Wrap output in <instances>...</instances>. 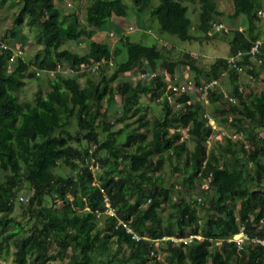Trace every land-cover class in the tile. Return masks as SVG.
Segmentation results:
<instances>
[{
	"label": "trees",
	"instance_id": "16d2710c",
	"mask_svg": "<svg viewBox=\"0 0 264 264\" xmlns=\"http://www.w3.org/2000/svg\"><path fill=\"white\" fill-rule=\"evenodd\" d=\"M15 1L19 7L13 23L0 35V252L13 245V264H54L55 260L57 264H264V245L251 240L264 239V87L247 83L244 91L226 57L215 58L205 69L196 67L189 53L183 54L182 68L188 65L204 73L207 81L220 70L229 74L227 94L216 86L208 90V101L219 102L211 112L230 131L217 144V155L207 145L216 129L207 123L205 103L195 93H173L175 101L166 96L169 84L177 81L167 82L156 70L162 64L173 72L172 63L163 59L164 47L135 42L126 35L112 45L92 40L83 53L62 46L67 40L91 37L90 29L102 27L114 15L126 16V2L89 0L80 18L75 11L64 12L53 0ZM186 1L199 3L198 29L207 34L209 12L222 14L216 1ZM232 1L233 11L223 16L227 22L242 23L230 38L234 53L264 35V27L257 23L259 0ZM133 2L139 12L157 21L162 32L182 40L197 36L184 0ZM25 24L35 27L42 48L32 61L17 55L10 63L8 42L19 39ZM212 28L230 32L223 24ZM260 56L264 64V45ZM249 59L245 55L242 60ZM93 61L101 62L96 73L62 70L66 64ZM107 67L112 68L110 73ZM52 70L54 78L47 80V90L38 87L32 100L19 99L28 78ZM143 71L155 74L138 77ZM86 73L82 85L79 77ZM141 94L162 96L161 112L151 121L139 111L146 107L139 100ZM115 97H120L121 108L116 115L112 113L118 107ZM130 110L139 112L137 124L113 129ZM184 128L194 141L192 149L181 138ZM237 131L242 137H231ZM166 160L173 165L172 172H185L181 182L186 190L204 180L212 191L208 204H203V216L197 210L199 197L178 194L173 199L175 186L159 174ZM19 185L26 192L23 200L18 198ZM16 201L24 221L12 215ZM240 226L248 238L238 247L227 238ZM172 234H198L201 239L174 241ZM214 239L222 241L216 245ZM163 249L166 255L161 260L156 255Z\"/></svg>",
	"mask_w": 264,
	"mask_h": 264
},
{
	"label": "rangeland",
	"instance_id": "374dc122",
	"mask_svg": "<svg viewBox=\"0 0 264 264\" xmlns=\"http://www.w3.org/2000/svg\"><path fill=\"white\" fill-rule=\"evenodd\" d=\"M53 1L57 5H59L64 12H77L80 18L83 17L85 5L89 2V0ZM123 1L126 2L128 5V13L126 16L120 17L114 15L111 18V21L106 23L102 27L92 28V30L90 29L91 32L93 31L91 37L82 38L76 41L67 40L62 43V46L72 51L83 53L86 51L89 46V42L92 40H99L102 42H107L109 45H112L114 44V42H119L118 37H120L121 35H126L130 40L145 45L156 44L158 47H164L163 59L167 62L172 63L171 68H173V72H171L169 68L165 67V65L160 64L156 66L157 72L162 74V77H164L167 82L174 80L181 81L193 79H198V82L207 81L204 73L198 74L197 70L190 69L188 65L183 66L182 68L181 61L182 59H184V53L190 54L189 57L194 60L196 67H203L205 69L209 68L215 58L219 56L229 57L230 55H232V45L229 43L230 38L235 31H239L242 25L241 21L239 20L229 22L225 21L227 19H225L223 15L229 14L233 11L232 0H215L216 7H218L222 11V14H216L213 16V13L209 12V21L211 22V26L209 31L205 35H203V32H201L200 29H198V25L200 24L201 19V15L199 12V3H191L184 0V3L188 6V14L189 16H191L193 22L192 33L194 35H197L195 38L193 37L190 40H182L174 34H170L164 31L162 32L159 28L157 21L154 18H151L150 15H148L145 11L139 12L137 10L133 0ZM18 7L19 3L17 1L12 2V0H5L3 3H0V35L3 34L9 27H11V24L14 20V15L17 12ZM257 8L260 9V12L258 13L260 19L259 21H257V23L264 27V0H259V5ZM214 23H222L225 27H229L230 32L226 33L214 30L212 27H220L219 24L216 25ZM20 39H22L21 41H23V43H21ZM13 41H15V43L17 44L21 43V55L24 57L25 61H32L34 54L42 48L41 42L38 41V36L35 27L27 24L23 25V27L21 28L19 39ZM13 41H9L8 44L15 45ZM121 56L120 58L122 59L124 57V50H122ZM255 60L257 61V58H250L247 61L242 60L240 68L236 70V72H238L236 81L244 91H246L247 89V83H251L252 86L257 89L264 87V64H262L263 61L261 63H258ZM251 64H253V68H255L257 71L256 75H254V73L251 71ZM110 66H112V64H110ZM111 70L112 68L107 67L106 73H110ZM84 72L85 71H82L80 72V74ZM40 75L41 76L39 77H31L27 79L26 85L18 92L19 99L32 100L34 91L38 87H42L43 90L48 89L47 80L54 78L53 73L51 71H46ZM87 76H89V74L87 73L84 75H80L79 81L82 85L85 83ZM95 78L97 79L99 77L95 76ZM211 80H216V88L222 91V95L228 93V90L230 89L231 85V83L229 82L230 80L228 73H223V75L219 73L217 77L213 79L211 78ZM248 80L252 81L249 82ZM161 99L162 96L156 98L150 96L149 94H141L139 100L146 107L139 111L143 113L145 112L146 119L151 121L154 115L159 114L161 112ZM115 100L118 103V107L115 109V112L113 110H110V112L113 111L112 113L114 115L121 112L120 97H115ZM214 105L218 106L219 102H205V106H207V111L205 113L216 117V123H218L217 114H213L211 112L212 107H214ZM138 114L139 112L134 114L133 110H130L122 121H120L118 124H114L113 129L118 128L120 126L124 127L125 125H129V128H132L137 124ZM72 124L73 125H70V128L75 127V123ZM218 125L221 127L220 130L216 129V132L207 139L208 148H215L214 150L217 155H219L220 153L217 144L224 141L222 139V136L230 133L228 128L224 127V124L218 123ZM255 130L258 131L260 129L259 127H256ZM181 131V138H184L187 143V147L189 149H192L194 145L193 139L188 135L186 128L181 129ZM262 133L263 132H260V134ZM85 142L86 140H83V143ZM172 166L173 165L171 164V162L166 160L163 164H161L162 169L159 174L163 176V179L166 180V183L168 185L172 184L175 186L176 191H174L173 193V199L177 198L178 194H186L187 196H189L190 194L193 197H199L201 199V203L197 206V210L198 214L203 216V214L205 213V208L203 207V204H208V201L213 194L212 191L207 188V184L204 180H201L200 183L195 181V184L193 186H189V189L186 190L185 184L181 182L183 178L182 175H186L185 172L181 174L174 173L171 171ZM179 166L183 168L181 163H179ZM2 179L3 173L2 171H0V181ZM19 195L26 196V192H24L23 188L20 185L18 186V198ZM44 200L47 204L51 203L47 195L45 196ZM20 210L21 208L18 207V201H16L12 215L14 214L17 219L24 221L18 216L20 215ZM100 216V224L102 225L105 213L100 214ZM170 236L175 239L174 241H178L177 236L175 234H172ZM178 237H180V235H178ZM232 237L238 239L239 241L242 240V237H239V233L233 235ZM217 243H219V241H217ZM13 250L14 247L10 244L8 248L0 252L1 264H13ZM165 255L166 251L163 249L158 252L156 256L159 259L163 260ZM57 261L58 260H55L54 264H57ZM149 264H151V262Z\"/></svg>",
	"mask_w": 264,
	"mask_h": 264
},
{
	"label": "built area",
	"instance_id": "2783aa9c",
	"mask_svg": "<svg viewBox=\"0 0 264 264\" xmlns=\"http://www.w3.org/2000/svg\"><path fill=\"white\" fill-rule=\"evenodd\" d=\"M2 43V42H1ZM0 43V44H1ZM264 43V37L263 38H259L256 40L255 43L252 44V46L249 48V50L247 51L248 53H250L251 55H255L258 52V48L259 45ZM2 45L6 46V43H3ZM12 47V54L10 56V63H14L15 62V57L17 55H21L22 54V49H21V43L19 44H15V45H10ZM243 53V51L239 50L237 52V57L239 55H241ZM234 57H231L229 59V62L231 63L232 66L237 67L236 62H235ZM105 60L102 59V62H104ZM99 65H101V62H91V63H84L81 64L79 66H74V65H70V64H66L64 66V68H62L63 71H66L67 73H80L81 71H86L89 70L92 73H96L98 72V68ZM59 67H62V65H58ZM59 69V68H58ZM238 69V67H237ZM49 72V71H48ZM53 73V70L51 71ZM36 74H39V70L36 71ZM155 73L154 72H147V71H143V72H139L137 74L138 77L141 78H148L149 76H153ZM222 74V73H221ZM216 85V80H210V81H205V82H200V83H196L194 80H182V81H177L176 83H170L169 84V88H168V93H167V97L170 101H175L174 95H172L173 93L176 94H182L183 92L186 94H196V98L199 100H202V102H207L208 101V90L212 87ZM169 89H171V91H169ZM227 96V95H226ZM227 99L229 101H234V97H227ZM180 104L179 102H176V105ZM205 116L207 117V123H210L215 129H220V127L216 124L215 122V118L213 116H211L210 114H205ZM228 120H231V115L228 116ZM231 137H238L241 138L242 137V132L241 131H237L232 133ZM20 200H23L24 197L21 195ZM112 212V211H110ZM239 233V237H242V240L239 241L236 238L228 237L227 240H235L238 244V247L240 246V244L243 242L244 239H247V233L244 231V228L240 226V230L236 233ZM235 235V234H234ZM196 237L198 239H201V236L198 234H193V235H188V236H181V237H177L178 241H184V242H190L192 241V238ZM173 240H175L173 237H170ZM252 241L255 240L257 242H260L264 245V239H260V238H252ZM217 241H219V243L222 241L220 239H214L213 243L214 244H219L217 243Z\"/></svg>",
	"mask_w": 264,
	"mask_h": 264
},
{
	"label": "clouds",
	"instance_id": "9594fccd",
	"mask_svg": "<svg viewBox=\"0 0 264 264\" xmlns=\"http://www.w3.org/2000/svg\"><path fill=\"white\" fill-rule=\"evenodd\" d=\"M260 12V10H258V13ZM217 25V24H216ZM215 25V26H216ZM220 25V27L222 26V24H219ZM131 27V26H130ZM263 27V26H262ZM218 28V27H217ZM112 34H113V32H112ZM264 37V35L263 34H261L259 37H257V38H255L254 39V41L252 42V44L253 43H255L256 42V40L257 39H259V38H263ZM252 44L248 47V48H245V49H238V50H236L234 53H232V55H230L229 57H226V59H227V62H228V66H230V67H233V68H235L236 70H237V67H238V69L240 68V65H237V67H235V66H232L231 65V63L229 62V59L231 58V57H234V58H236L235 59V62H237V61H239V60H242V58L245 56V55H248L249 56V58H257V61L256 62H258V63H261V57H260V50H261V47L264 45V43H262V44H260L259 45V48H258V52L255 54V55H251L250 53H248L247 51L249 50V48L252 46ZM239 50H241V51H243V53L241 54V55H239L238 57H237V52L239 51ZM219 73L221 74V75H223V72H221V70L219 71ZM251 76V75H250ZM194 80V79H193ZM182 81V80H181ZM195 81V80H194ZM200 83V82H199ZM216 86V85H215ZM168 91V90H167ZM209 92V91H208ZM168 93V92H167ZM167 95V94H166ZM209 100V99H208ZM208 102V101H207ZM205 103V102H204ZM206 114H208V113H206ZM215 118V117H214ZM215 122H216V119H215ZM178 237V236H177ZM181 237V236H180Z\"/></svg>",
	"mask_w": 264,
	"mask_h": 264
}]
</instances>
